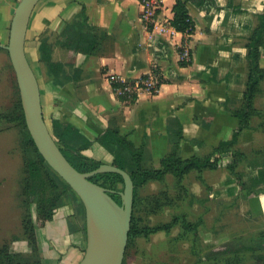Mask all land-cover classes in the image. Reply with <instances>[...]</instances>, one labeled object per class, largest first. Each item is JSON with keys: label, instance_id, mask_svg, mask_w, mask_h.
<instances>
[{"label": "crops", "instance_id": "obj_1", "mask_svg": "<svg viewBox=\"0 0 264 264\" xmlns=\"http://www.w3.org/2000/svg\"><path fill=\"white\" fill-rule=\"evenodd\" d=\"M18 1L0 0V51L7 54L3 46ZM175 1L163 0L159 17L171 20ZM184 1L194 25L189 63L178 53L182 32L167 36L149 31L138 0H39L29 19L25 53L39 71L35 74L46 123L57 118L76 126L93 141L83 153L104 163H112L113 156L95 139L108 129L116 131L142 149L143 166L154 169L173 152L184 159L202 158L230 139L240 123L232 111L241 105L248 43L264 0H211L201 6ZM80 39L90 53L72 49ZM43 40L53 44L51 57L59 64L54 71L38 60ZM260 53L264 68V46ZM151 70L160 80L156 93L121 95L117 83L112 84ZM253 104L264 113V79ZM250 125L239 133L236 146L243 151L250 147L252 160L254 151L264 150V117L253 116ZM220 156L217 162L230 157ZM244 165L249 181L258 167L247 161ZM247 200L263 202L264 192ZM35 236L44 264L80 261L86 246L85 214L73 190L50 220L35 222ZM14 244L16 251L28 252L25 240Z\"/></svg>", "mask_w": 264, "mask_h": 264}, {"label": "trees", "instance_id": "obj_2", "mask_svg": "<svg viewBox=\"0 0 264 264\" xmlns=\"http://www.w3.org/2000/svg\"><path fill=\"white\" fill-rule=\"evenodd\" d=\"M190 1L201 6L211 0ZM173 12L174 15L171 23L178 31L185 32L188 28L190 30L194 29L193 22L188 14L186 1L176 0L173 6ZM258 17L259 24L248 43V75L241 105L232 111L239 118L240 123L233 132L232 137L228 140L220 141L219 145L209 155L202 158L191 157L184 159L178 156L176 152H173L162 159L160 169H154L143 166L142 149H136L129 141L119 136L116 131L108 129L95 139L112 154V164L126 170L133 180V213L126 249L135 236H139V234H153L159 230H167L176 224L180 217L182 226L185 230L192 233V245H197L196 233L201 218H198L196 222H189L186 221L184 216H174L167 223L157 226H142L139 228L136 213L139 210V206L144 202L138 197V189L150 181L162 180L166 174H172L180 180L192 169H197L201 172L204 169L214 168L221 157L220 155L227 154L231 157V161L226 165V168L237 179L238 188L236 197L247 200L252 194L257 195L264 192V150L254 151V157L250 160L248 156L244 158L245 153L236 146L239 133L244 128L251 126V118L255 115L261 118L264 117V113L256 109L253 104L255 96L260 91L261 81L264 79V68L259 64L261 55L260 47L264 46V12L259 14ZM81 40L70 46L75 51L79 50L90 53L86 43ZM52 46L53 44L43 40L38 48V60L45 64L49 70L54 71L59 64L52 60ZM13 108L11 113H6L3 117L5 116L7 120L16 121L21 132V146L25 167V177L21 188L23 205L26 209L22 217V229L23 239L26 240L30 250L28 252L12 251L7 243L3 244L0 246V264H44L41 260V254L35 236V222L37 221L42 225L46 220H50L54 210L62 203L67 191L72 190V188L46 163L38 152L27 130L20 99ZM262 123L263 121L260 122V124ZM47 125L62 153L77 170L90 171L98 167L99 164L104 163L83 153L85 149L91 146L93 141L83 135L76 126L57 118H53L51 123H47ZM215 154H218V157ZM243 159L250 166L258 167V171L249 181H243L244 174L236 170V167L239 166L240 161ZM90 180L115 191L122 190L123 188L122 176L114 172L98 173L90 177ZM177 185L181 186L182 184L177 183ZM167 194L166 192H160L159 194L155 193L148 196L146 202L147 211H160L166 204ZM111 196L117 202H120V197L116 192L112 193ZM167 201L170 203V200ZM80 204L83 206L81 201ZM31 206L34 207L33 211ZM194 253L198 261H214L222 256H233L239 260L237 262L235 260L234 264L238 262L240 264H247L242 260L243 257H251L253 264H264V228H260L245 236L232 237L231 240L223 243L220 247L211 248L207 253H203V256L199 255L200 251H194Z\"/></svg>", "mask_w": 264, "mask_h": 264}, {"label": "rangeland", "instance_id": "obj_3", "mask_svg": "<svg viewBox=\"0 0 264 264\" xmlns=\"http://www.w3.org/2000/svg\"><path fill=\"white\" fill-rule=\"evenodd\" d=\"M35 72H39L36 67ZM19 99L9 56L0 51V246L7 243L12 251H16L15 241L24 240L22 217L26 209L21 186L25 167L20 128L16 121L7 120L3 115L11 113ZM244 149L242 152L246 158L251 151L250 147ZM244 160L236 167L238 172H245ZM230 161L231 157L221 159L214 168L201 172L192 169L180 180L168 174L162 180H153L140 187L138 197L144 203L136 213L139 228L167 223L174 216H184L189 222L201 218L196 233L197 245H192V233L185 230L180 217L167 230L135 236L126 249L123 264H234L235 260L239 261L233 256L198 261L194 253L200 251L199 255L203 256V253L220 247L232 237L245 236L264 228V201L236 197L237 181L226 168ZM246 178L242 180L246 181ZM160 192L168 193L166 204L158 212H148L147 197ZM31 209L33 211L34 207L31 206ZM242 260L253 264L251 257H243Z\"/></svg>", "mask_w": 264, "mask_h": 264}, {"label": "water", "instance_id": "obj_4", "mask_svg": "<svg viewBox=\"0 0 264 264\" xmlns=\"http://www.w3.org/2000/svg\"><path fill=\"white\" fill-rule=\"evenodd\" d=\"M38 1H18L9 27L8 43L3 46L14 70L25 124L43 159L72 188L83 205L86 246L77 264H122L133 213V180L126 170L112 163H101L90 171L77 170L51 134L42 112L39 82L25 53L26 31ZM103 172L120 174L122 190H111L90 180ZM114 192L119 195L120 202L111 196Z\"/></svg>", "mask_w": 264, "mask_h": 264}, {"label": "built area", "instance_id": "obj_5", "mask_svg": "<svg viewBox=\"0 0 264 264\" xmlns=\"http://www.w3.org/2000/svg\"><path fill=\"white\" fill-rule=\"evenodd\" d=\"M140 5V18L145 27L160 35H173L177 30L169 19H162L158 11L162 7L163 0H138ZM194 26V25H193ZM178 31V30H177ZM181 32V31H180ZM193 29L189 28L182 32V39L178 46L180 60L183 63H189L191 59L190 37ZM118 86V92L121 95H132L140 92L156 93L160 86L159 76L154 70L146 75L138 77L131 81L113 80L112 84Z\"/></svg>", "mask_w": 264, "mask_h": 264}]
</instances>
